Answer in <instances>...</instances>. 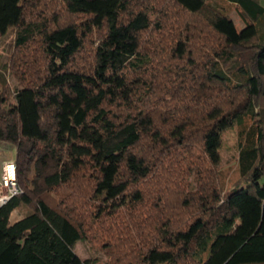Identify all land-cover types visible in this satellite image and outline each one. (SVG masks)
Wrapping results in <instances>:
<instances>
[{
    "label": "trees",
    "instance_id": "1",
    "mask_svg": "<svg viewBox=\"0 0 264 264\" xmlns=\"http://www.w3.org/2000/svg\"><path fill=\"white\" fill-rule=\"evenodd\" d=\"M225 1L241 30L209 0H59L65 25L26 24L27 0H0V36L18 29L15 45L38 43L44 63L10 101L0 94V151L13 152L3 163L16 165L19 191L0 207V264H90L76 244L92 229L120 231L130 211L157 222L130 227L140 264H264V7ZM171 9L199 18L212 36L199 44L181 28L168 41L171 58L190 66L177 83V69L164 72L181 93L157 83L142 43L168 29ZM96 33L92 62L79 64ZM247 117L242 182L225 192L216 169L222 134ZM70 187L67 198L51 197ZM168 187L178 208L160 221Z\"/></svg>",
    "mask_w": 264,
    "mask_h": 264
},
{
    "label": "rangeland",
    "instance_id": "2",
    "mask_svg": "<svg viewBox=\"0 0 264 264\" xmlns=\"http://www.w3.org/2000/svg\"><path fill=\"white\" fill-rule=\"evenodd\" d=\"M27 1L28 3L26 4L27 6L25 14L26 24L42 22L45 19L46 22L48 21V23L52 24V21L57 17L58 20L63 21L62 23L65 25L66 21L69 20L68 15L64 14L62 11H58L60 5L59 0ZM258 1L260 5L264 7V0ZM209 2L227 14L236 25L237 30H241L243 28V23L239 17L238 10L233 5L227 3L225 0H209ZM159 4L160 6H163L162 0H160ZM165 8L169 7L166 5ZM170 11L171 12L168 16V19L166 20L168 29L162 35L151 34L150 36L143 38L142 43L144 44L145 49L149 48L153 52V59L154 63L156 64L155 67H159V74L156 76L159 77L157 83H167L166 87L168 88L174 86L175 84V89L181 93L185 86L183 84H176L177 82H180V79L184 76L182 73H180V70H182L183 67L190 68V66H187V63H185L184 60L178 61L175 58H171L173 55L170 54L168 45H173L174 42L168 43V41L173 37L174 39L177 38L179 35L178 32L181 28H184L190 33L185 37H190L192 40L195 39V41H198L199 44H201L200 42H204L203 39L210 41V37L212 36L199 18L190 16L183 12L181 13L180 11L174 9H171ZM155 15L153 14L152 16L153 20L157 18ZM74 20L79 22L77 18ZM17 32L18 29L10 28L4 35L0 36V94L5 95L8 101H10V97L12 96L14 90L23 86L24 82H26L28 78V75H37V73H34V70L38 69L39 71V69L43 68L44 65L40 47L37 42V44L33 45L32 43H29L23 48H18L15 45ZM98 38L99 35L96 33L94 35H90L86 39L84 45L85 50L81 55V59H79V64L89 65L92 62L93 48L95 47V43H97ZM205 59L203 60L205 61ZM168 66H173L174 71L176 69L178 70L176 71L178 74L176 83L173 82L172 77H165L164 75V72L167 70ZM194 70L195 68H192L193 74ZM188 79L185 80V84ZM153 100L156 102L155 98ZM253 122L254 121L252 118L247 117L244 119L242 126H235L233 128L227 129L222 134L221 148L219 150L220 163L217 165L216 169L219 173L220 182L225 192H228L233 186L242 182L238 168V144L240 140V131L243 129L247 130V128H249ZM1 151L0 171L4 159H13V152H7V154H3ZM183 176H187L186 180H188V182H191L193 179L192 173H187V169L183 171ZM157 187L160 192H163L162 183ZM164 189L167 190L166 194L170 199H167L164 205L160 206L157 202V199H159L158 197L154 199L153 203L151 204V206L153 205V210L156 207L155 204L160 206V212L163 209L164 215L161 214L162 219H160V221L164 220L170 214V212H173L178 208V203H175L177 195L174 196L173 190L170 187ZM72 191L73 187H70L69 189H58L52 192L51 197L55 198L54 201L56 202V200H58L60 197L62 199L67 198V195H69ZM74 192L75 193L72 194L73 199L74 196L77 195V189ZM19 214H21V212ZM134 215L136 214L132 213L131 211L129 213L125 212L121 217L122 225L121 228H119L120 231H116L115 234L112 231L101 232L100 230L96 231V229H92L90 232L91 234H89V237L85 241L78 242L76 244L74 248L76 255L81 260L88 261L90 264H140V260L137 255V252H139L138 241L140 240L136 235L135 228L132 227V230H130V227L133 223H135V220H142L144 223H148L146 227L150 226V229L152 230L157 222L141 215L140 217H138V215ZM19 217L20 215L18 216V213H14L12 220H16ZM153 217L156 218L155 216H152V218ZM129 230L133 232H130ZM115 236L118 237L115 238Z\"/></svg>",
    "mask_w": 264,
    "mask_h": 264
},
{
    "label": "built area",
    "instance_id": "3",
    "mask_svg": "<svg viewBox=\"0 0 264 264\" xmlns=\"http://www.w3.org/2000/svg\"><path fill=\"white\" fill-rule=\"evenodd\" d=\"M18 193L16 165L13 162H5L0 171V207Z\"/></svg>",
    "mask_w": 264,
    "mask_h": 264
}]
</instances>
